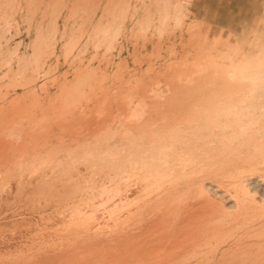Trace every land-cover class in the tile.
<instances>
[{"label":"rangeland","instance_id":"obj_1","mask_svg":"<svg viewBox=\"0 0 264 264\" xmlns=\"http://www.w3.org/2000/svg\"><path fill=\"white\" fill-rule=\"evenodd\" d=\"M165 122L195 158L264 152V0H0V185L157 165ZM160 221L144 210L0 264L146 263ZM187 254L171 264L210 258Z\"/></svg>","mask_w":264,"mask_h":264},{"label":"bare ground","instance_id":"obj_2","mask_svg":"<svg viewBox=\"0 0 264 264\" xmlns=\"http://www.w3.org/2000/svg\"><path fill=\"white\" fill-rule=\"evenodd\" d=\"M170 123L162 126L164 152L157 165L150 160L149 165H135L109 179L102 172L78 176L40 172L24 183L17 179L1 184L0 261L33 258L41 248L50 252L54 244L79 233L113 230L125 216L130 220L151 210L161 221L154 238L144 242L153 244L142 264L158 260L171 264L189 252L193 258L209 255L205 264H264V152L260 145L253 144L250 152L240 146L225 161L211 162L206 156L195 158L182 152L178 141L167 134L177 128ZM236 126L239 133L231 134V142L244 137L246 127ZM6 212L10 214H1ZM215 240L223 246L212 247ZM168 249L180 255L167 256ZM137 250L136 255L142 248ZM158 253H164L163 257ZM110 260L103 264L116 261L113 255Z\"/></svg>","mask_w":264,"mask_h":264}]
</instances>
